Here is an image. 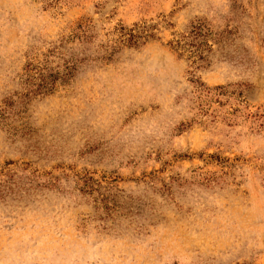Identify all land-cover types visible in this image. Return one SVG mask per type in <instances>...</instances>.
Returning <instances> with one entry per match:
<instances>
[{"label":"rangeland","instance_id":"obj_1","mask_svg":"<svg viewBox=\"0 0 264 264\" xmlns=\"http://www.w3.org/2000/svg\"><path fill=\"white\" fill-rule=\"evenodd\" d=\"M0 264H264V0H0Z\"/></svg>","mask_w":264,"mask_h":264},{"label":"trees","instance_id":"obj_2","mask_svg":"<svg viewBox=\"0 0 264 264\" xmlns=\"http://www.w3.org/2000/svg\"><path fill=\"white\" fill-rule=\"evenodd\" d=\"M118 29L124 42L131 46H139L147 39L155 36L154 27L145 23H134L131 27L120 26ZM222 37V32H213L204 19H196L188 25L185 31L179 32L174 39L170 40L169 45L177 56H185L194 67L202 68L209 63L208 56L212 51V44L219 42ZM40 76L42 79L37 85V90L44 91L49 82L45 80L43 74ZM198 91L204 99L211 98L219 102L220 95L234 94L235 91V95L240 97L242 89L240 86L237 89L228 90V85H216L209 88L203 84H198Z\"/></svg>","mask_w":264,"mask_h":264}]
</instances>
